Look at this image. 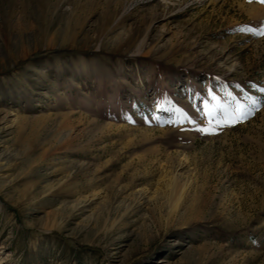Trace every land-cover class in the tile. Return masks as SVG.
<instances>
[{
	"label": "rangeland",
	"instance_id": "1",
	"mask_svg": "<svg viewBox=\"0 0 264 264\" xmlns=\"http://www.w3.org/2000/svg\"><path fill=\"white\" fill-rule=\"evenodd\" d=\"M264 2L0 0V264H264Z\"/></svg>",
	"mask_w": 264,
	"mask_h": 264
},
{
	"label": "snow or ice",
	"instance_id": "2",
	"mask_svg": "<svg viewBox=\"0 0 264 264\" xmlns=\"http://www.w3.org/2000/svg\"><path fill=\"white\" fill-rule=\"evenodd\" d=\"M261 2H264V0H261ZM260 34H264V26H262L261 33Z\"/></svg>",
	"mask_w": 264,
	"mask_h": 264
}]
</instances>
